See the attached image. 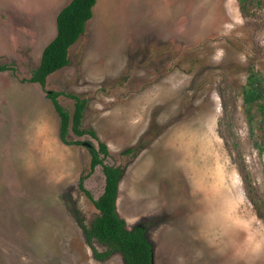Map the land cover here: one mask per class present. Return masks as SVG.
Masks as SVG:
<instances>
[{"label":"rangeland","instance_id":"1","mask_svg":"<svg viewBox=\"0 0 264 264\" xmlns=\"http://www.w3.org/2000/svg\"><path fill=\"white\" fill-rule=\"evenodd\" d=\"M69 1L0 0V264H125L85 237L98 212L80 178L96 200L104 175L60 140L47 91L69 112L66 93L86 99L82 127L124 167L117 214L153 264H264V0H96L42 88L27 79Z\"/></svg>","mask_w":264,"mask_h":264},{"label":"trees","instance_id":"2","mask_svg":"<svg viewBox=\"0 0 264 264\" xmlns=\"http://www.w3.org/2000/svg\"><path fill=\"white\" fill-rule=\"evenodd\" d=\"M95 4L96 0H70L58 12L55 20V36L44 47L39 64L27 79L28 82L38 84L43 88L49 75L69 63V49L83 34L86 23L93 15ZM7 70H12V68L0 65V72ZM253 83V77L249 76L243 89L244 102L247 105L254 100L257 94L252 87ZM62 94L64 93L56 91L46 93L59 117L60 140L67 145H85L89 156V172H93L99 166L104 175L103 190L96 200H93L89 192L83 189V177L79 182L81 191L92 201L98 212L90 227L84 229L85 237L87 241L96 240L106 247L104 252L95 254L96 258L103 260L114 251H118L122 254L125 264H153L152 247L145 237V229L142 226H135L128 230L124 220L116 211L118 185L124 167L106 164L104 160L109 155L106 144L97 138L92 129L82 127L86 99L66 93L65 95L74 101L73 109L69 112L57 100ZM69 132L78 138L88 135L96 140V145L90 141L70 140L67 138ZM137 152V147H131L124 150L122 155H134Z\"/></svg>","mask_w":264,"mask_h":264}]
</instances>
